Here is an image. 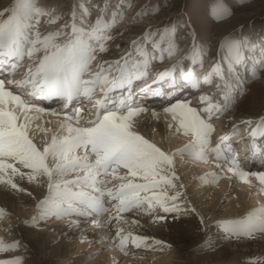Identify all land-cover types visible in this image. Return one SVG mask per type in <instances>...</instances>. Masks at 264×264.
Returning <instances> with one entry per match:
<instances>
[{"label": "snow or ice", "instance_id": "obj_1", "mask_svg": "<svg viewBox=\"0 0 264 264\" xmlns=\"http://www.w3.org/2000/svg\"><path fill=\"white\" fill-rule=\"evenodd\" d=\"M122 8L112 9L110 18L106 9L101 10L95 20L91 19L87 9L80 10L79 16L73 10L65 18L54 8L38 5L37 0H14L12 5L0 11V185L24 192L25 189L13 179L17 175L21 178L26 176L30 183L46 185L47 192L36 205L40 218L109 214L102 224L98 219L92 220L94 225L102 227L113 220L119 224L123 220L121 213L144 205L149 211L158 205L165 213H179L182 209L177 201L183 195L179 191L183 185L178 183L174 156L188 153L201 160H206L209 154L215 159L222 156L221 144L227 137H220V143L211 147L212 120L230 107H235L238 98L245 95V87L243 82H237L233 94L224 71L216 63L203 76V82L215 84L217 95L201 97V103L205 105L202 110L188 103L164 109L176 122L175 132L190 137L189 143L176 153L162 150L134 130L133 118L145 109L133 107L127 102L131 91L126 98H111L110 93L127 88L134 80L144 77L152 60L174 58L179 51L174 27L167 32L149 27L138 40L132 42L131 47L138 54L136 59H133V52H128L111 63L97 61V53L105 52L112 40L110 29L124 16ZM149 15L151 13L143 8L137 13L139 18ZM229 15L227 9L218 6L213 10L212 18L219 21ZM42 21L56 27L43 34L40 31ZM57 21L64 22L57 24ZM185 35L195 41V28L188 25ZM219 47L227 51L228 63L238 66L255 44L225 39ZM195 51L193 43L192 52ZM37 53L42 55L37 56ZM25 57L33 63L27 68L25 76L16 80ZM94 61H97L95 72L92 71ZM195 63L193 58L192 64ZM257 64L259 72L254 69L251 79H264V58L259 59ZM177 70H182L181 79L185 83H198L199 74L195 69L181 62L157 73V79H166ZM97 91L101 96L99 99L96 98ZM24 95L42 99L59 97L65 101V108L68 101L82 97L90 103L94 101L93 109L89 110L94 113V118L85 121L81 110L75 109L72 115L65 114L70 122L60 125V133L37 145L30 138V129L38 115L32 117L28 113L34 110L40 114L45 109L36 107L31 100H25ZM51 114L57 113L53 111ZM73 119L75 124L71 123ZM247 123L254 125L251 137L264 136V116ZM44 131L47 133L48 130ZM80 151L83 155H78ZM225 160L228 163L227 172L239 176L245 183H251L248 179L250 174L238 170L235 155ZM122 171L123 175L120 174ZM251 175L261 186L260 193L264 194V172ZM5 176L8 178L4 179ZM69 176L72 178L69 179ZM113 181L119 183L113 184ZM169 188L174 190V194H167L166 189ZM141 193L152 195L142 196ZM112 210L115 215L110 214ZM3 215V209H0V217ZM72 224L78 226V221H71L69 226ZM201 224L204 225L203 218ZM217 226L223 230L224 239L255 238L257 233L264 235V206L250 210L241 219L218 221ZM123 232V228L117 227L116 238L121 251L131 237L130 233L123 235ZM131 239L139 248L147 238L136 236ZM18 247V241L6 244L0 239V253ZM0 264H20V258L0 260Z\"/></svg>", "mask_w": 264, "mask_h": 264}, {"label": "rangeland", "instance_id": "obj_2", "mask_svg": "<svg viewBox=\"0 0 264 264\" xmlns=\"http://www.w3.org/2000/svg\"><path fill=\"white\" fill-rule=\"evenodd\" d=\"M13 3L14 0H0V11L8 8ZM37 4L49 9L54 8L57 14L62 15L65 18L69 17L73 10H76L77 16H79L80 10L87 9L91 14L92 20H95L99 12L104 9L107 10V15L110 18L112 9H120L121 6H123L122 10L124 11V16L122 19H119L117 21L114 27L110 29L112 40L108 43L107 50L102 53H97V61L99 62L111 63L117 61L122 57L123 54H126L128 52H133V59H136L138 54L132 49L131 45L134 40H138L144 34L145 29L151 27L155 31L167 32L171 27H174L176 30L175 42L176 46L179 49L178 54L174 58L166 57L158 66L165 67L168 65H175L177 64V62H182V59L192 54L195 55L198 59H202L204 62L209 61L208 66L204 68L206 69V72H210L212 70L211 65L213 63H216L217 66H219V62L223 61L224 71L226 72L227 77L229 78L231 74L235 76L234 81L229 80V84L234 90L233 94H235L237 82L244 83L245 95L238 98L235 107H230L224 115L223 113L219 115L221 119L220 124H216V126H221V128H219L220 130L226 129L229 123L240 122V120L244 117L248 118L249 120L255 121L261 116H264V79H251L253 66L257 67L256 70L259 72V66H255L254 57L250 56V59L248 60V71H246L244 75H242L241 73L238 74V66L230 65L227 60V51L220 49L219 47L220 43L225 39H233L236 41H243L245 44H253L260 35H264V0H37ZM129 4L131 5L130 7L128 6ZM218 6L224 7L230 13V15L226 16L225 19L219 21L212 18L213 10ZM142 8L145 11L150 12L151 15H149L147 18L137 17V13ZM133 17H136V19L133 20ZM63 22L64 21H57V24ZM188 25L195 28V41H193L190 36L185 35ZM55 27L56 25H49L46 23V21H42L40 25V31L43 34H46L50 31H53ZM193 43H195L196 45L195 52H192ZM39 54L42 55V53H38L37 56H40ZM206 57H208V59ZM97 61H94L92 64L93 72L97 71ZM29 62L31 63L33 61L29 60ZM230 68L231 70H229ZM199 92H205V90L201 89L199 90ZM203 105L204 104H196L194 106H196V108H200ZM212 121H214V119ZM243 125L244 124H242L241 126L243 127ZM152 137H150L152 141L154 140L153 142H157L158 145L159 143H161L160 146L165 151H167L168 147L167 142L169 143V141L173 138L172 135H167V139H162L160 137L158 138L157 136H155L156 138ZM188 139L190 140V138ZM162 140H166V142H162ZM185 144L187 143L185 142L181 144L179 149H182ZM177 158H183L184 160H179V162L183 163L189 159H192L188 153H184L182 155V158L180 156H177ZM177 171L179 172L178 166H175V172ZM209 175L210 174H208V176ZM217 175L220 176L222 175V173H217L216 176ZM213 176L214 175H212V177ZM208 178H210V176ZM223 178L224 176L219 181H217L218 179L212 178L214 187H217L212 191V193H208V198H213V194L215 193V191H218L220 189L219 184L221 183V180ZM226 179H229V183L231 184L232 188L226 189L225 192L230 191L228 193L230 199L237 198L234 195L238 183H236L235 181L233 182V178L227 177ZM188 184L190 183H186L187 187H189ZM179 191L182 192V190ZM173 192L174 190H172V194H174ZM183 200L184 198L182 199V201ZM182 201L180 200L178 203L180 204ZM220 202H222V206H220L218 209L225 211V209L229 207L227 201L225 199H222ZM2 204L5 203L2 202ZM3 209L5 213L7 210H5V208ZM181 209L182 211H180L179 213H175L178 214L177 216L174 217V213L171 214V221L180 220L182 216L188 215L191 217L194 214L196 218L194 217L195 219L193 218V220L197 219L196 221L201 222V217L198 216L195 210L194 212H191L190 207H188V211L190 212L186 211V207H181ZM145 211H147L146 214L149 213L148 216H150V214L151 216H153L154 214V210H152V213H150L148 208H146ZM32 212L30 215H27L25 219L21 218L19 222H17L18 224L14 223V218H12L8 221V224L6 223L4 225V222L2 223V218L0 217V230H2L0 232V239L5 240V243L8 241L6 244H12L17 241L20 242V247H18L17 249L0 253V260L8 261L13 258H20V264H39L40 262H42L41 260H44L45 262V258L53 257L55 258L54 260L58 259L56 264H64L65 262H68L70 264H94L96 258H99L101 255H104L106 254V252L112 250L107 248L106 246H103L107 243L102 242L103 245H97V242L94 243L92 239H90V241L88 240L89 244L85 246L81 245L79 249L77 243L79 240L77 239L76 241H71V244L69 245V247L67 248L68 250L65 253L67 254L66 256L68 258L66 256L63 257L64 255L55 256L51 253L50 250L46 251V253L39 252V249L35 248L34 246H32L34 248L31 250L29 246L30 242L28 241L30 237L29 231H32L33 229H40L33 224V218H36L38 216V214H36L37 212L35 206L33 207ZM6 213L9 216L11 215L8 212ZM164 213L165 212H163L162 214ZM143 214H145V212ZM3 218H7V215L5 214ZM220 218L221 217H218L216 219L219 221ZM41 222H43L44 225L51 222L55 224L53 220L47 221V218H42ZM162 225L163 223L161 224V226ZM199 229L202 230V227H199ZM210 231H212V234L214 236L220 234L224 236L223 230L217 226L216 228H213V230H209V232H204V240L206 239L207 233H209V235L207 236L208 238H211L213 236ZM53 232H55V230H53ZM51 238L53 239V237ZM55 238L54 242L53 240H51L49 246L64 242L59 236H56ZM66 238L67 237L64 236V240H66ZM248 239L251 240V238ZM217 240L218 239H213L210 240V242L213 244H217ZM224 240L229 241L228 239ZM24 242H26V244ZM201 242L196 245L198 246L197 248L195 246L190 249V253L192 252L190 255H192L193 253L195 255L196 253H198V255L201 253H203L201 255H205V253L207 254V252L210 253V249H212L211 252H215L216 248L214 249L213 247L209 245L207 246V244ZM171 246L172 249H176L179 253H181V255L185 254V252L183 253V251H181L183 247L180 246V243L178 245H176L175 243L172 245L171 243ZM133 248L134 249H130L131 251H129L128 253H118V259L120 258L118 264H122L123 262H125L124 259L127 258V255H131L132 253H136L138 255H143V253H145L143 257L144 259L146 258L148 260L147 264H164L166 259L163 258V254L170 252L169 248L166 252H164L166 249L161 245L142 246L141 244L138 249L135 245ZM195 250L199 251L195 252ZM154 256H158L159 258L157 260H152L154 259ZM263 258V256L259 257L258 255L253 258H243L240 263L251 264L254 261V263H260V259L262 261Z\"/></svg>", "mask_w": 264, "mask_h": 264}, {"label": "bare ground", "instance_id": "obj_3", "mask_svg": "<svg viewBox=\"0 0 264 264\" xmlns=\"http://www.w3.org/2000/svg\"><path fill=\"white\" fill-rule=\"evenodd\" d=\"M8 78H11V77H8ZM16 80H21V78H17ZM196 94H198V92L196 93L193 91L185 92L184 95L181 97L179 103H188L190 106L191 104H196V100L198 98V97H195ZM203 96H208V95L206 93H202L199 96V98L201 99V97ZM96 98L97 99L101 98L99 91H97ZM93 103L94 101L92 103L90 102L88 103L92 105L91 109H93ZM166 103H170V101H166L164 104ZM88 104H86V106ZM54 105H57V103L54 102ZM132 106L140 107L139 105H132ZM43 109H45V111L40 114H37L36 112H32V111L28 113V115L32 117L38 115V118L32 121L31 129H30V138H32L33 141L37 143V145H41L45 140L50 139V137L53 134L60 133L61 131L60 125L63 123L70 122L67 120V116L65 114L72 115L74 111L71 109H67L63 111L62 113L61 110H59V108H55L56 109L55 112L57 114L52 115L50 114L51 110L49 109V106L45 105L43 106ZM146 112L148 111H146L145 109V112H141L142 115L138 114L137 116L133 118L134 130L137 131L139 134L143 135L149 141L150 139L147 136L153 135L155 137V135L157 134V135H160V138L167 139L168 134L172 135L173 138L169 141V143L167 142V146H168L167 152L169 153H176L181 144L185 142L189 143L190 140L188 138L190 137L183 135L182 132L180 133L175 132L174 129L176 126V122L172 120L170 113H166L164 109L158 110L157 108H154L150 112V115H145ZM153 113H155V115H153ZM81 115L83 116L84 120L87 121L89 119H92V117L94 116V113L90 112V114H83L81 111ZM71 123L75 124V120L73 119ZM170 124L173 125L172 128L169 127ZM45 129L48 130L47 133H45L44 131ZM214 131L219 134V138L224 137L228 133V131L221 132V130H219L218 127H215ZM150 142L153 143L152 141ZM162 142H166V140H162ZM225 143L226 141H223L222 144H225ZM159 144L161 145V143ZM215 145L211 147H215ZM223 152H225V149L222 150V153ZM177 156H180L182 158V155L174 156V165L178 166V170H179V172L178 171L176 172V175L179 177L178 183L183 185V188H180L182 190L181 193H183L180 200L182 201V199L184 198L183 200L184 202H181L179 204L178 202L180 200H178L177 203L179 204L180 208L186 207L187 212H190L188 211V207L191 208V212L194 209L195 212H197L198 216L203 218L204 225H207V227L205 228L204 225H202L200 221H196L197 219L193 220V218L195 217L194 214L191 217L188 215L182 216L180 218V220L182 219L181 221L180 220L171 221L170 215L168 217H165V219L160 220L157 218L161 216L156 213L157 216L154 219H151V217L148 216L149 213L146 214L147 211H144L145 214H143L141 217H132L135 220L133 219L131 220V222H133L132 224L133 228L135 229L137 233L134 230H130L132 228L131 227L132 225L131 223H128V225L127 224L124 225V232L122 234L124 235V234L130 233L134 237L136 236L141 237V236H144L145 234V238L147 239L145 243H142V246L161 245L166 249L164 252H166L167 249L169 248L170 252L163 254V258L166 259L164 264H242L240 263V261L243 258H250V257L253 258V257H256L257 255L259 257L260 256L264 257V235H260L259 233L256 234L255 238H251V240L245 237V238H240V239L233 238V239H228L229 241L227 240L225 241L223 239L224 236L222 234L214 236L212 234V231H210V233L213 236L211 238H208L207 236L209 235V233H207L206 239L204 240L205 238L204 232L206 231L209 232V230H213V228L217 227L216 225H217L218 220L216 218L221 217L219 221L241 219L245 217L246 214L250 210L264 206L263 204L264 194H261L259 190L261 186L259 185L258 181L255 179V177L251 175L252 173L264 172V162L259 163V164L252 163L248 167L245 164H239L238 170H241V171H244L250 174L248 179L251 181V183H245L239 176L234 175L231 172H227V167H228L227 163L219 164V168L212 169V164H213L212 160L214 159L201 160V159L195 158V159H189L183 163V162H179V160L177 159ZM214 163L217 164L216 162ZM181 164L183 165L181 166ZM218 169L220 171L219 174L222 173V175L217 177L216 174L218 172L216 171ZM22 171L26 172L28 170L22 169ZM209 171H211V173L214 175L213 177L210 174L209 175L210 178H208ZM223 176L224 178L221 180V183L219 184L220 189L218 191H215V193L213 194V198H208V193H212V191L217 187V186L214 187L212 178L218 179L217 181H219ZM227 177L233 178V182L235 181L236 183H238L237 188H236L237 193L235 192V195H234L237 198L230 199V196L228 194L230 191L225 192L226 189L232 188L231 184L229 183V179H226ZM7 178H8L7 176L4 177V179H7ZM68 178L71 179L72 177L69 176ZM13 179L19 185V187L25 189V191L24 192L14 191L5 185H0V208L1 209L5 208V210H7L6 212L11 214L9 216L5 212L3 217L6 214L7 218L4 219L3 217H1L2 218L1 221L2 223L4 222L3 223L4 225L6 223L8 224V221L12 218H14L13 219L15 221L14 223L19 222L21 218L25 219L26 216L30 215L31 212L33 211V206L36 207L37 203L41 199L44 198V195L47 192L46 185H40L36 182L30 183L27 180L26 176L21 178L19 175H17V176H14ZM187 182L190 183L188 184L189 187H187L186 185ZM170 192L171 190H169V193ZM29 193H31V195H29ZM222 199L223 200L225 199L229 205V207L226 208L225 211L218 209L220 206H222V202H220ZM2 202H4L5 204H2ZM169 206H171V203H169ZM158 207L159 206L157 205L156 208ZM161 210L163 209L160 207V211ZM36 212L38 214V217L35 219V222L33 224L39 227L40 229H33L32 231H29L30 237L28 236L29 237L28 241L30 242L29 246L31 250L34 247L38 248L39 252H42V253H46V251L50 250L51 253L55 256L64 255L63 257H65L67 255L65 253L68 250L67 248L71 244V241H76L78 239L79 241L77 243H78V246H79L78 249H79L81 245L85 246L89 244L88 242H82L83 241L82 238L84 236H86L85 239H88L91 237L94 238L93 242L94 243L97 242V245L98 244L100 245L102 244L101 243L102 239H100V237L104 235V237H112V240H113L112 244L108 243L107 241L108 247L112 250L106 252V254L104 255H101L99 258H96L94 261V264H118V262L120 261V258L118 259V255L120 254V251L119 249L115 247L118 244L116 242V240L118 241V239L116 238V232H115L116 229H110L111 227L108 229V225L104 226V228L106 229H103V232H102L103 235H101V234L93 233L91 232V229H86L85 227L86 233L83 235L81 233L82 228L77 229L73 227L76 224H72V226H69L70 222L74 220H70L68 222V217L63 218V219H58L57 223L55 224L51 222V223H47L44 225V223L40 221L41 218H40L39 211L37 208H36ZM52 218H55V217H52ZM138 218H142V220L136 221V219ZM159 222L163 223V225L162 226L161 224L158 225ZM78 226L80 227L81 223H78ZM199 227H202V230H200ZM53 230H55L56 233L53 232ZM1 231L2 230H0V232ZM54 236L61 237V239L64 242L49 246V244L51 243V240H53L54 242V238H55ZM64 236L67 237L68 240L67 238L66 240H64ZM51 237H53V239ZM213 239H218L217 240L218 243L217 244L211 243L210 240H213ZM88 240L90 241V239ZM156 241H159L160 243H156ZM201 241L204 244H207V246L210 245L214 249L216 248L215 252L213 251L211 252L212 249H210L209 250L210 253L207 252V254L205 253L206 252L205 250H204L205 252L203 251L205 255H201L203 253L199 255L198 253H196V255L193 253L192 255H190L192 253V252L190 253L191 251L190 249L195 247ZM170 242L172 243V245L174 243L176 245L180 243V246L183 247L181 251H183V253L185 252V254L181 255V253H179L176 249H172ZM24 243L26 244V242ZM103 246H106V245L104 244ZM197 247L198 246H196V248ZM198 251L199 250H195V252H198ZM143 255H145V253H143ZM143 255H138L136 253L127 255V258L124 259L125 262H123L122 264H147L148 260L146 258L144 259ZM153 258L154 259L152 260H157L159 257L154 256ZM54 259L55 258L53 257L45 258V262L44 260H41L42 262H40L39 264H44V263L56 264L58 259L57 260H54ZM254 262H252L251 264H264V258L262 259V261L260 259V263H254ZM258 262H259V259H258ZM64 264H70V263L65 262Z\"/></svg>", "mask_w": 264, "mask_h": 264}]
</instances>
